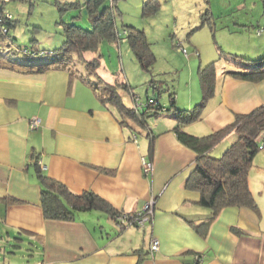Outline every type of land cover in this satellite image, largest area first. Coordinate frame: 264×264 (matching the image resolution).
Instances as JSON below:
<instances>
[{
	"label": "crops",
	"instance_id": "1",
	"mask_svg": "<svg viewBox=\"0 0 264 264\" xmlns=\"http://www.w3.org/2000/svg\"><path fill=\"white\" fill-rule=\"evenodd\" d=\"M207 23L216 33L210 15ZM221 46L218 50L226 52L221 51V62L224 53L236 65V54ZM239 56L252 61L259 55ZM67 60L36 67L3 60L0 65V227L30 246L27 258H4L0 264H264V197H256L250 173L258 209L225 207L207 222L212 210L199 203L198 190L185 186L198 154L179 141L175 128L180 124L169 110L170 102H160L165 109L160 114L136 115L137 120L104 103L91 80ZM78 63L86 68L85 62ZM237 67L215 77V93L204 112L184 124L183 131L205 136L231 124L237 114L264 105V95L253 89L264 79L234 76L230 72L243 71ZM131 91L130 105L122 98L129 109L135 106ZM174 92L179 110L192 111L203 95L201 91L198 97L180 98ZM33 118L40 119L35 129ZM235 140L236 135L229 134L210 154L217 151L214 156H219ZM34 154L42 173L73 193L94 192L121 214L140 212L153 198L150 221L143 228L122 229L110 215L96 210L73 220L47 218ZM149 162L152 170L147 173ZM154 237L160 242L156 252L150 250Z\"/></svg>",
	"mask_w": 264,
	"mask_h": 264
},
{
	"label": "rangeland",
	"instance_id": "2",
	"mask_svg": "<svg viewBox=\"0 0 264 264\" xmlns=\"http://www.w3.org/2000/svg\"><path fill=\"white\" fill-rule=\"evenodd\" d=\"M148 1L150 0H119L118 9L122 15H117L116 24L121 33L124 28L130 30V26L145 32L156 56L154 63L149 66L150 71L142 67L141 59L135 55L126 39L127 35H124L122 42L104 40L98 51L85 55L87 60L94 58L99 60L97 74L103 81L114 85L131 82L135 93L142 96V99L147 97L148 88L150 96L154 95L162 104H167L170 102V89L177 90L180 98L190 94L194 97L201 95L199 70L205 69L209 61L218 58L214 66L215 77H220L223 69L228 71L230 67L238 68L237 65H231L224 53L221 62V51L225 52L224 49L218 50L221 44L236 55H259L252 61L243 62L244 71H255L264 65V60H255L263 57L264 52V0H159L160 9L155 14L145 15V3ZM2 4L3 0H0V9ZM4 6L17 21L11 28L10 35L19 48L60 49L62 21H71L72 16L81 15L77 24L89 28L85 9L67 8L65 11L68 13H64L65 11H60L53 0H9L4 2ZM208 15L218 27L215 28L216 33L211 31L208 23L205 26ZM196 27L198 28L195 29ZM7 44L4 42L0 46L4 57L21 66L36 67L41 63L55 61L53 55L27 57L22 52L17 53L14 47ZM146 54L145 63L149 62ZM74 65L91 81L97 82L95 75L87 74V68H83L84 66L77 61ZM249 67L252 68L248 69ZM118 89L125 103L130 105V96L126 88L120 85ZM253 89L264 95V83L254 86ZM204 110L205 107L202 112ZM222 146L221 143L220 147ZM216 152L212 155L214 156ZM222 154L218 153L219 156L215 157ZM250 182L256 197L260 199L264 197V148L254 159ZM0 228V259L27 258L30 253L28 241L24 237V240H16V235L11 232V236L8 237L6 233L9 230Z\"/></svg>",
	"mask_w": 264,
	"mask_h": 264
},
{
	"label": "trees",
	"instance_id": "3",
	"mask_svg": "<svg viewBox=\"0 0 264 264\" xmlns=\"http://www.w3.org/2000/svg\"><path fill=\"white\" fill-rule=\"evenodd\" d=\"M60 11L67 8L85 9V15L89 22V28H83L77 22L81 18L72 16L71 21H62L63 30L61 35L64 42L58 50H31L19 48L15 45V39L10 35L11 28L15 26L14 16L8 17V12L4 6V0L0 9V20L3 21L4 27L0 29V46L6 42L8 46L15 48L17 53L22 52L27 57L37 58L45 55L55 56L54 60L85 62L88 74L95 75L97 82L90 81V85L98 94V97L104 103L116 105L123 111L131 114V117L142 118L149 112L160 114L164 111L163 105L156 96L148 95L143 101L138 98L137 105L133 109L126 108L119 94V86L131 91V85L125 83L111 84L103 81L97 74L100 62L97 58L87 60L85 54L95 53L102 41L109 40L112 42L121 41L126 36L129 46L132 47L135 55L141 59V65L146 71H150V65L156 60L155 53L151 47L145 32L138 31L134 26H130L121 33L116 24L119 12V0H76L72 3L61 4L58 0H53ZM160 9L159 0H150L145 3V15L155 14ZM64 13H68L65 11ZM204 23H202L203 25ZM201 25V26H202ZM196 27L195 29H197ZM125 35V36H124ZM179 43L177 44L178 47ZM29 50L30 53L24 52ZM147 53V54H146ZM146 54L149 62H144ZM228 57V56H227ZM234 63L245 67L243 62L251 61L243 56L233 55ZM7 59L0 50V65ZM264 60V56L256 61ZM53 62V61H52ZM215 62L200 68L202 85V99L196 104L193 110H179L176 107L175 92H170V108L174 110L180 125L175 128V133L179 141L194 150L198 154L197 165L186 181L185 186L188 189L198 190L200 192L199 203L212 210V216L207 222H210L223 208L229 206L248 207L257 210V202L250 188L249 173L254 165V159L261 150L260 145L264 140V105L247 114H237L234 121L228 126L205 136H197L183 131V125L198 120L208 100L215 93ZM232 75L242 79L259 82L264 79V65L252 72L232 71ZM99 85H101L99 87ZM132 94L133 102L136 103L137 94ZM137 115V116H136ZM141 122V121H140ZM234 133L236 140L230 144L220 157L210 154V151L219 144L223 138ZM34 164L37 166V176L41 183V204L45 216L49 219L73 220L81 212L101 211L107 213L112 218L118 212L109 202L95 194L92 191H84L76 194L71 192L63 183L56 181L42 173L38 166L36 154L33 156Z\"/></svg>",
	"mask_w": 264,
	"mask_h": 264
},
{
	"label": "built area",
	"instance_id": "4",
	"mask_svg": "<svg viewBox=\"0 0 264 264\" xmlns=\"http://www.w3.org/2000/svg\"><path fill=\"white\" fill-rule=\"evenodd\" d=\"M5 1H9V0H5ZM8 17L12 18V14L9 13L8 14ZM2 27H4V32H6L7 30L5 29V26L3 24V21L0 20V29H2ZM24 52L26 53H30L29 50H24ZM136 103L135 105H137L138 103V98H136ZM40 126V119L39 118H33L32 121H31V127L33 129L37 128ZM264 148V140L262 141L261 145H260V149H263ZM152 170V163L149 162V163H146L145 164V171L148 173ZM154 203H155V200L152 198L145 206V208L140 211V212H136V213H133V214H118L116 217H115V220L117 222V226L119 228H128L130 226H137V227H145L146 224L148 223V221H150L152 215H153V207H154ZM160 248V242L157 238H152L151 240V244H150V250L152 252H156L158 251Z\"/></svg>",
	"mask_w": 264,
	"mask_h": 264
}]
</instances>
